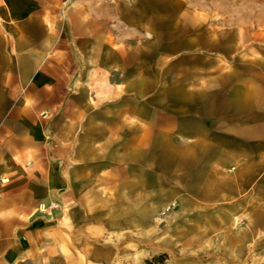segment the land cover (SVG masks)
Instances as JSON below:
<instances>
[{"label":"rangeland","instance_id":"1","mask_svg":"<svg viewBox=\"0 0 264 264\" xmlns=\"http://www.w3.org/2000/svg\"><path fill=\"white\" fill-rule=\"evenodd\" d=\"M18 1L45 11L47 24L33 21L31 35L43 46L70 47L86 90L101 97L111 92V124L164 128L162 141L154 131L142 149L135 131H111L117 139L111 141V155H117L111 170L144 175L147 189L137 195V206L158 225L156 245H121L111 264H264V205L244 206L237 197L205 201L194 194L203 191L202 162L165 153L193 142L188 130H215L220 118L241 119L236 90L255 87L264 108V0ZM0 23L11 28L10 20ZM126 136L132 140L126 143ZM124 152L132 162H123ZM58 207L55 220L74 221L75 205ZM193 234L200 236L191 240Z\"/></svg>","mask_w":264,"mask_h":264},{"label":"crops","instance_id":"2","mask_svg":"<svg viewBox=\"0 0 264 264\" xmlns=\"http://www.w3.org/2000/svg\"><path fill=\"white\" fill-rule=\"evenodd\" d=\"M45 14L31 3L0 0V21H11V28L0 23V264H111L121 245L143 249L149 247L147 241L158 243L156 220L144 205L137 206L146 178L111 170L117 156L111 155V141L117 140H111V131H135L142 149L154 131L162 141L164 128L142 121L138 126L111 124V92L101 97L86 90L82 65L71 48L43 46V39L31 35L33 21L47 24ZM260 96L255 87L234 91L241 119L220 118L215 130H188L193 142L165 152L187 158L189 164L202 162L203 191L194 194L205 201L237 197L244 206L264 205ZM122 156L123 162H132L125 152ZM60 205H75L74 221L53 218ZM152 226L154 230H145Z\"/></svg>","mask_w":264,"mask_h":264},{"label":"bare ground","instance_id":"3","mask_svg":"<svg viewBox=\"0 0 264 264\" xmlns=\"http://www.w3.org/2000/svg\"><path fill=\"white\" fill-rule=\"evenodd\" d=\"M76 246H78V245H76ZM63 260H64V259H63ZM87 263H89V262L87 261ZM87 263H86V264H87Z\"/></svg>","mask_w":264,"mask_h":264}]
</instances>
